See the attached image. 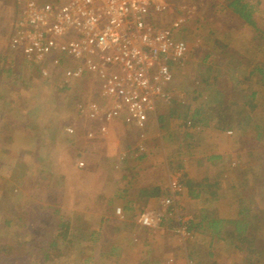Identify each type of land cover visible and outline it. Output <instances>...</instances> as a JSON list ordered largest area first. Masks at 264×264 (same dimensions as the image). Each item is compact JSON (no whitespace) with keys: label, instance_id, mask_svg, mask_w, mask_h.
<instances>
[{"label":"rangeland","instance_id":"rangeland-1","mask_svg":"<svg viewBox=\"0 0 264 264\" xmlns=\"http://www.w3.org/2000/svg\"><path fill=\"white\" fill-rule=\"evenodd\" d=\"M245 1L255 5V28L240 20L228 8L227 0H185L191 23L179 35L199 45L184 62L185 67L180 69L183 87H178L186 96L184 104L190 99L189 106L198 114L182 126L176 122L175 127L184 132L192 130V138L184 145L183 132H172V123H167V127L163 124L165 128L159 133L162 137L156 136L158 124H153L156 125L155 130L150 125L144 130L126 126L127 132L136 135V138L129 139L128 150L121 129H109V133L107 126L111 123L105 125L89 120L74 109L78 101L102 102L97 82L85 79L75 82L72 90L69 86L66 87L68 91H61V73L57 74L50 68L49 76L43 78L39 70L30 67L20 48L11 47L16 3L15 0H0V264H43L40 260L45 253L50 254L47 264H81L84 257L92 258L93 264H119L124 261L129 263L132 256L140 253L128 240L135 232L131 226L126 230L125 237L120 239L116 251H109L107 247L84 250L83 245L71 244H58L51 253L45 249L50 241L47 235L55 233L61 221L70 219L69 210L78 205L80 193L85 188L82 178H75L72 174L77 175L78 165L84 168V153L93 143L98 145L97 139L106 135L107 138L112 137L110 146L113 144L119 149L117 152L121 150L126 155L129 152L136 155L135 151L141 143L145 146L141 159L161 163L166 170L163 180L157 179V182L161 181V186L150 180L147 188H142L148 195L158 192V204L155 207L146 203L139 204V207L136 205L138 209L133 211V215L138 213L136 224L143 213L153 217L166 214L159 201L174 197L170 194L172 178L179 175L183 187L178 194L179 204L175 213L166 214L162 223L167 232L160 242L164 239L169 243L163 252L167 263L176 264L180 260L178 264H196L186 258L191 248L196 254L206 255L202 264L206 259L210 264H244V252L215 242L213 234L194 231L192 242L172 234L171 221L174 219L170 221V217L176 219L188 215L182 213L195 212L196 218L199 209H206L218 218L238 219L243 210H249L251 217L261 216L264 211V144L259 140L264 136L257 132L260 129L264 131V84L260 81L258 70L254 71L256 64L264 66V58L257 53L253 59L249 53L258 45H264V0ZM175 12L174 5L167 19L174 18ZM257 27L261 31L259 34L263 35L261 39H255ZM217 37H221L220 45L214 44ZM202 64L204 67L199 69ZM232 70L239 72L237 78H231ZM206 76L212 89L217 86L223 88L230 110L235 103L238 105L239 115L233 116L232 123L217 115L214 103L210 102V94L202 89V79ZM248 97L250 107L246 108L244 103ZM201 116L206 123L203 124ZM103 127L105 133L101 132ZM65 128H70L72 134ZM89 133L91 137H88ZM223 135L221 139L216 138ZM102 149L107 154L115 153L112 149L106 150L104 145ZM78 154L81 155L79 158ZM84 169L94 172L90 163ZM206 175L212 182H203ZM189 176L199 184L194 188L195 193H199L195 200L188 195L185 187ZM156 186L160 190H155ZM117 194L114 192L112 196ZM116 208L121 219L120 207ZM18 217H26L27 221L19 226ZM9 220L13 227L5 225ZM76 222L79 221L72 220L73 225ZM17 225L20 230L14 227ZM230 229L234 230V227ZM247 234H251L256 246V254L247 264L256 261L264 264V223L262 229L248 231ZM242 244L247 246L245 242ZM77 253H82L83 257L78 259ZM168 253L173 254L171 261L167 258ZM107 255H110L109 260L103 261L101 257Z\"/></svg>","mask_w":264,"mask_h":264},{"label":"built area","instance_id":"built-area-1","mask_svg":"<svg viewBox=\"0 0 264 264\" xmlns=\"http://www.w3.org/2000/svg\"><path fill=\"white\" fill-rule=\"evenodd\" d=\"M15 31L11 47L20 48L30 67L49 76L62 74L61 88L87 80L99 84L102 102L78 101L80 116L105 125L120 116L136 130H144L149 118L171 100L184 103L186 96L175 76L198 43L180 37L191 23L185 0H15ZM175 5L174 18L170 16ZM105 127L102 129L104 132ZM65 131L72 134L70 128ZM105 133V132H104ZM92 134L89 133L88 137ZM144 145L137 153L144 152ZM179 176V175H178ZM172 178L170 194L160 199L167 215L175 213L183 187ZM164 215L142 214L138 223L154 244L164 235ZM174 219V221H171ZM187 216L170 217L171 233L194 241ZM169 221V220H168ZM168 253V260H172Z\"/></svg>","mask_w":264,"mask_h":264},{"label":"crops","instance_id":"crops-1","mask_svg":"<svg viewBox=\"0 0 264 264\" xmlns=\"http://www.w3.org/2000/svg\"><path fill=\"white\" fill-rule=\"evenodd\" d=\"M181 71V74H178L179 77H177L178 79L176 80V83L179 87H183V81L182 78H180L183 77ZM209 85H211V83ZM213 85L216 86L215 84H212V86ZM201 86L203 90L207 91L208 95L211 93V91L216 89H212L211 87L206 88L204 83ZM187 104H190V99L188 100ZM190 107L192 108V111L187 119H192V116L195 117L198 114L192 106ZM167 114V107H159L156 112L150 116L149 121L146 124V128L148 129V125H150V127L152 126V129L155 130L156 125L153 124L157 123L158 129L155 131L157 133L156 136H158L159 133L162 132L159 129L158 117H164ZM174 121H176V119H170L168 120V123L173 124ZM203 121V124L206 123L204 119ZM228 122L232 123L233 121ZM172 124L170 125L171 131L177 132L176 130H172ZM126 126L133 128L132 125L127 124L124 118L120 116L118 119L107 126V132H109V129H121V132L123 134L122 136L124 140L127 141H125L126 148H128L129 150L130 145H127L129 142H131V140L129 139H133V136L136 138V135L135 133L127 132L125 130ZM181 132H183V136H185L184 145H187L189 140L192 138L193 131L190 130L187 132ZM159 136L162 137V133ZM107 137L108 135H106V137L103 139H97L99 141L97 142L98 145H96V143H93V146L84 153L85 156L82 154L84 156V163L82 161L81 162L84 164V168L86 164L90 163L94 172L89 173V171L82 168V166L76 165L78 167V170L75 171L77 175L72 174V176H74L75 178H82V184H84L85 186L83 191H81L82 194L80 193V198H78V205L69 210L71 225H73L72 220H78L79 222H76L73 226L78 227L82 231L84 230V236H86L84 238L87 239L85 241L77 243L76 245H83L85 248L84 250L88 248L99 250L101 247H107L109 251H116L118 249V245L120 244V239L122 237H125L126 230L131 226V228H133L135 232L131 234L132 238H129L128 240L130 241L132 246L139 249L140 253L136 256H132L131 260H129V263H126V261H124L120 262L119 264H161L163 263V261H165L164 264H169L166 262V255L163 254V252L168 248L169 243H166V240L164 239L162 243H152L146 229L142 228L139 223L136 224V216H138V213H135L133 215V211L137 208L136 205H138L139 207V204L143 203L142 205H144V203H146L145 205H151L152 207H155L158 204V192L155 194H150L149 192L150 195H148L147 193H145V189L147 188V183L150 180H155L156 184L160 185L161 181H157L159 179L163 180L165 176V174L163 173H165L166 170L165 168H163L161 163H158L154 160L147 161L141 159L142 157L137 153V150L135 151L136 155L134 154V152H129L127 155L121 150L117 152V150L119 149H116L113 144L110 146V144L113 143L111 141L112 137ZM223 137L224 135L222 137L216 136V138L218 139H221ZM151 143L149 142L150 145H152ZM103 145L104 147H106V150L112 149L115 151V153H105L102 149ZM150 145L148 147H150ZM118 146L122 148L121 144H119ZM78 155L77 157L79 158L80 155ZM210 159L211 158H207V160ZM180 166H182V164ZM211 175H213V173H211ZM69 176L72 177L70 174ZM189 177L190 178H188V180H192L193 182L195 181L191 176ZM211 180L212 179H210L209 176L206 175L203 179V182H212ZM143 187H145V189H142ZM166 188L165 191L167 190ZM110 189L114 190L109 191ZM155 190L160 189L156 186ZM114 192H118L115 197L112 196ZM193 199L195 200L196 198ZM115 207H120L119 210L122 216L121 219L118 218V213L116 212ZM166 232L167 231L165 230L164 237L166 235ZM114 241L117 242L115 244H112ZM116 244L117 246H114ZM112 246L113 248H111ZM190 250L192 249L190 248ZM190 250H188L187 253H189ZM80 254L77 253L78 259H81V257H83V255ZM109 256L110 255H107V257L105 258L101 257V259L103 261L109 260ZM207 257H209V255ZM186 258L189 259V254ZM179 262L180 260L177 261L176 264H178ZM204 263L210 264L209 259H206ZM81 264H93V260L92 258L88 259L84 257Z\"/></svg>","mask_w":264,"mask_h":264},{"label":"trees","instance_id":"trees-1","mask_svg":"<svg viewBox=\"0 0 264 264\" xmlns=\"http://www.w3.org/2000/svg\"><path fill=\"white\" fill-rule=\"evenodd\" d=\"M228 2V8L231 9V11L238 16V18L242 21H246V23H248L249 25H251L252 27L255 28V20L253 18V13H254V6L253 4H249L248 2H246L245 0H227ZM259 3V2H258ZM257 3V4H258ZM257 26V25H256ZM256 32H258L255 36V39L259 38L261 39L263 36L262 34H259L261 31L260 29L257 27V29H255ZM263 33V32H262ZM264 34V33H263ZM258 39V40H259ZM220 40L221 37H217L215 39V43L214 44H218L220 45ZM222 43V42H221ZM221 48V47H220ZM242 49V47H241ZM240 50V49H239ZM248 52V51H245ZM250 56L251 58L255 59V57L257 56V53H259L258 55L262 56L264 58V45H258L256 50H250ZM210 65V64H209ZM209 65L207 67L208 72H210V68ZM257 67H255L254 71L258 70L259 74H260V81L262 84H264V66H260L259 64H256ZM204 65H199V69L203 68ZM182 69V68H181ZM179 72V71H178ZM202 74V72H200V75ZM231 75V74H230ZM237 75H239V72L237 70H235V73L232 70V75L231 78H237ZM208 77L206 76V78L202 79V82L204 83V85L206 86V88L210 87V83L209 80H207ZM81 81V80H80ZM69 88H63L61 91L67 90L68 91ZM226 93H224V90L221 86H217L216 89H214L213 91H211L209 97L210 102L214 103V107L216 108L215 111L217 112V115H222L224 120L227 121H233V116L236 117L239 115V112H237V104H234L233 110L229 109V105H228V96H225ZM250 97L247 98V102H245V106L250 107ZM187 99H185L186 101ZM164 107H167L168 110V114L164 117L159 116L158 117V123H159V129L162 130L164 129V123L165 126L168 123V120L170 119H176V121L172 124V130H176V131H181L182 129L180 128H176L175 127V123L179 122L180 126H182V124H187L186 120L188 116L191 114L192 108L187 104V103H180V101L178 100H171L169 102V104L165 105ZM240 107V106H239ZM240 111H242V108H240ZM220 113V114H219ZM205 114V112H204ZM193 117V116H192ZM205 120V118L203 116H201V120ZM157 124V123H156ZM167 127V126H166ZM174 127V128H173ZM184 130V129H183ZM258 134L260 136H264V131L260 129V132L257 131ZM260 143L264 144V139L263 138H259ZM80 155V154H79ZM78 155V156H79ZM81 156V155H80ZM33 159H37V158H33ZM186 189L188 191V195L191 198H196L199 196V193H195L194 188L199 187V184L197 182H193L192 180H186ZM249 210H243L242 214L240 218L238 219H226V218H218L216 216H214V212H210L206 209H199L196 213V218H195V212H188V213H182V215H186L189 213L194 214V219L190 220L188 222V226L187 229L189 232H197V231H204L210 234H213L215 237V242H221L222 244H225L226 246L230 247L231 249H234L236 251L239 252H244L245 253V260H244V264H247L248 261H250L251 257L256 254V246L254 244V239L252 238L251 234L248 235L247 232L251 231V232H255L259 229H262L263 227V220H264V211L262 212L261 216L259 215H254L253 217H251L250 215H248ZM26 219V217H25ZM23 217H18V225H22L23 223H25L27 220H25ZM14 221V220H13ZM20 223V224H19ZM5 225H9L10 227H13V224L11 223V221H6ZM14 226L17 229L20 230L19 226ZM234 230H231L230 228ZM75 232V233H74ZM85 235V231L79 229L78 227H74L73 225H71V220L65 219L64 221H61V223H59L58 225V229H56L55 233L53 232L51 235H47L50 238V241L47 243V247L45 248L47 251H49V253L54 251V248L56 245L58 244H67V245H76L79 242L85 241L87 239H85L84 236ZM247 243V246H243L242 243ZM64 246V245H63ZM2 251V249L0 250V252ZM209 251V250H208ZM210 254V253H209ZM82 255V253L80 254ZM44 257L42 258V260H40L43 264H47L49 262V256L50 254L45 253L43 255ZM202 257H206V255H199L198 253L196 254L195 250L192 249L189 252V261L190 262H195L196 264H202L203 259ZM201 258V261H200ZM251 264H259V261H256L254 263Z\"/></svg>","mask_w":264,"mask_h":264}]
</instances>
